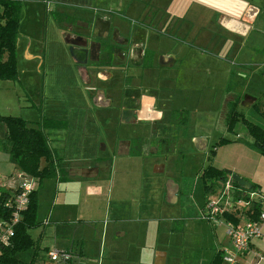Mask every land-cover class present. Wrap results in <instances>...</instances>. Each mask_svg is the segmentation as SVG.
Returning <instances> with one entry per match:
<instances>
[{
	"label": "rangeland",
	"instance_id": "374dc122",
	"mask_svg": "<svg viewBox=\"0 0 264 264\" xmlns=\"http://www.w3.org/2000/svg\"><path fill=\"white\" fill-rule=\"evenodd\" d=\"M148 1L150 7L147 9L150 10L153 5L163 7L166 0ZM20 2L21 11L18 35L21 41L17 52L19 74L18 79L15 81L0 78V116L15 115L35 122V120L39 119L40 115L44 114L43 109H45V114L50 113L49 111L53 109L59 110V113H61L59 116H63L66 122L68 119L70 120V127L67 131H60V134L54 133L56 131L55 129H46L50 132L49 136H47L49 137L48 139H50V147L56 148L58 155L61 154L64 158L70 160L71 158H69L68 155L72 148L76 149L78 147L79 149V143H77L76 140H72L71 144V138H66L68 134L71 135L72 133L71 124H73L74 116L77 114L80 116L81 121L87 124L90 120L91 122L95 120L98 128L103 127V125L99 120L97 121L96 118H89L87 116V111L89 110L87 106L88 93L86 89H83L81 83L75 76V71L66 48L57 35L56 22L54 21V16H52L53 6L51 8H46L42 0H20ZM261 2L260 13L249 32L247 31L244 35L237 36V46H234V49L229 52V54L220 50L221 54L225 55L226 59H214L220 51H218V48H213V42L208 41L207 35L203 33L204 31L201 37H206L207 42L199 38L196 41H192V47H190V49L187 44H178L177 41L170 42V45L176 47L173 51L175 57L171 65V70L173 72L169 75L165 74V76L174 77V80L171 79L168 84L159 89L163 91H160L156 96V103L160 110L164 112V115L156 122L162 125L165 123L166 119L168 120L166 108L170 109V113L173 114L174 120L177 121L178 118H180L181 112L176 110L185 109L186 111L188 106L192 105V107H194V104H196V102L194 103L195 99L199 100L201 108H198V111L195 109L192 111L189 110L188 115H202L201 109H205L213 97L218 103L216 110L219 112V116L215 114L214 118L209 119V121L206 120L208 123L204 121L201 123L199 122L204 120L205 117L203 115L202 117H192L189 120L191 125L187 128H184L182 124H178V139H170L172 142L170 148H160V153L156 156H159L161 159L154 158L153 160V158H146L143 161L144 164H141L140 160L138 161L131 158L103 160V162H105L103 173L105 177L98 175L94 178L96 174L92 173V178L94 181L101 182L103 188L106 187L105 197L102 194L91 195L90 197L94 199V201H87L86 195L82 196L80 199L76 197L77 195L72 196L68 192L71 189H75V185L71 183V181L65 184L64 182L67 180H60L56 177L43 179L40 187L38 189L36 188L38 193L35 220L39 223L43 221L46 216H49L51 222L47 226L40 222L39 226L29 229L28 232L33 241L39 244V251L36 247L20 254L19 256L24 262H28L37 250V253L44 258L45 264H53L52 261L47 258L45 247L50 246L49 249L52 248L51 246L54 244L55 239L57 242L58 238L61 240L62 237L66 238V240L70 239L75 231L74 229H70L71 226H65L66 223H68L65 221L71 220L76 222L78 215L79 219L81 218L83 220V223L87 220H91L92 223H97L99 222L97 220L102 219L106 222L109 221V225L113 226L116 232L118 228V224L114 219L117 208L114 204L116 197L122 194L127 195L132 201L125 203L134 213L137 210L135 203L137 197L142 196L145 197L144 199H146V201H152L149 197H152L151 193L154 195L153 188L155 186L150 184L152 181V176H150V169L152 170V167H150V165L157 161L166 163L167 169L164 172L166 176L184 183L185 189L183 196H186L183 201L184 210L193 216L197 213V202L200 203L204 200L203 197L209 195L208 199H216L217 194L221 191L220 189L223 190L224 188V186H222V188L218 187L214 193L206 194L207 192H205L203 188V179L199 177L203 169L212 165L215 168L231 170L224 165L237 162L239 156L243 157L242 151L245 149V158L241 159L245 167H250L256 161L255 159L264 162V155L254 146L244 122V119H246L264 126V118H262V112L264 111V0ZM115 6L119 7L117 4ZM71 9H67L63 12H66L69 17H72L73 20H77V22L76 24H71V27H69L70 23H58L60 31H75L81 32L84 35L91 32L92 22L95 17V14L92 12L94 11L89 9H78L76 7ZM1 13L2 7L0 6V14ZM0 22H3V18H0ZM206 22V27L204 28L216 30V27H214L208 19ZM126 25L129 26L132 24L128 20L126 21ZM126 29L128 28L126 27ZM115 35L122 36V30L120 31L116 27ZM116 36L113 41L117 44H121L119 38ZM215 39H217V36L213 37L212 40ZM24 47L28 48L34 55L33 58H26L23 53ZM39 48H41L42 52L40 57L37 56ZM192 50L194 52L197 51L198 55H201L198 56V58H190L193 69V65L197 66L203 63V66L195 72L190 69V75L187 71L184 72V75L183 71L181 75L178 74L177 72L181 70L178 66L186 61L187 58L183 59L184 56H188L189 52ZM89 52L91 54L90 50ZM199 57L202 58L199 59ZM90 60L94 61L95 59L90 58ZM221 67L225 69L224 74H221L223 71H221V73L219 71ZM167 77L165 83L169 81ZM189 78L190 82L188 81ZM95 81H97V79H95ZM189 83L190 89L187 88ZM96 84L91 83V85L86 88H88L90 92L103 89L104 86L99 83ZM233 86L234 93L242 95V97L243 93H245V95L249 97H246L241 104H238L239 117L235 121L233 128L226 129L223 116H225L228 108V100L233 99V93H231ZM147 87L153 88V92L156 91L151 84L147 85ZM126 88L133 89L134 101L130 99V102H127L128 104L126 105L133 111L131 112V110H129L130 113L134 115V110L139 102L137 101L139 97L137 87L129 85L126 86ZM114 91H116V88H114ZM223 92L224 96L221 103ZM250 97L256 98V101L251 105H247L251 100ZM190 102H192V104ZM33 103H39L40 107H35ZM216 117H220L219 120H216ZM2 132L1 130L0 134ZM181 133L190 134V137L192 134H206L207 139L210 140L209 148L205 153L199 152L194 149V142H190V144H188L187 140L180 142ZM94 134L97 133L94 132ZM237 134L239 137H237ZM99 135L100 134H97L95 137V146L93 148L96 156L99 155L100 152L102 153V151H99L98 145L103 138L99 137ZM218 140H223L224 143L219 144V142L216 144ZM232 140L236 143L230 145V141ZM224 145H226V147H221ZM249 149H251V151ZM80 150H82V147H80ZM102 156L103 155H100L99 157L103 158ZM252 157L254 159H252ZM98 162H101V160ZM107 162H109V165ZM44 164L45 161L43 159L40 160V165ZM126 164H130L133 169H131L133 172H130L129 176H126L123 172ZM142 165H145L146 168L148 165L150 167L149 170L145 169L146 171H143ZM92 171L95 172L96 169H92ZM16 173V170L13 169L9 160L8 154L0 151V182L7 183L8 181L11 182L13 179L16 180ZM67 175L69 177L71 176V170L69 168ZM35 179L37 180V178ZM20 182L21 178L18 177L16 188L19 186ZM86 192L88 193L87 190ZM197 198L199 201H196ZM140 201L139 199L138 202ZM238 206L243 207V204H239ZM72 223L68 224L71 225ZM55 225H57L55 227L57 229L56 236H54L53 232ZM144 238L146 239L147 236H144ZM151 238H154L152 232L148 234V239ZM127 239L128 238H126V240ZM117 241L121 243L120 240ZM199 243L197 248L204 247L208 242L204 238V240ZM57 245L60 246L61 241L57 242Z\"/></svg>",
	"mask_w": 264,
	"mask_h": 264
},
{
	"label": "crops",
	"instance_id": "0c3cea01",
	"mask_svg": "<svg viewBox=\"0 0 264 264\" xmlns=\"http://www.w3.org/2000/svg\"><path fill=\"white\" fill-rule=\"evenodd\" d=\"M261 1L262 0H166L165 10L167 9V12L175 17H183L186 15V18H189L190 41L205 38L204 36L201 37V34L204 31L203 33L204 35H207L209 42L212 41L213 37L217 36V40L220 45L221 40L224 39V37H230L232 35L231 38L225 40L221 46L217 47L218 51H225L229 54V52L234 49V46H237V39H235V36H242V34H238L224 27L222 23L224 20L223 17L239 21L242 19L244 12L249 5L257 6L258 12L254 22L250 24V27L247 30L249 32L260 13ZM42 2L45 4L46 8H51L53 6L52 16L57 15L58 12H63L74 7L78 9H89L94 11L92 13L95 14V17L104 16L118 29L122 28L126 31V27L128 26L126 25V21L128 20L132 25L137 26V20L141 18L144 11L147 9L146 3L148 0H42ZM116 4L119 5V7L115 6ZM55 18L56 17H54V21ZM207 19L214 27H216V30H208L204 28L206 27L205 23H207ZM55 25L57 26V35L63 43L58 22H56ZM20 41L21 39L18 35L16 47L17 52L19 50ZM76 50V48L73 50L66 49L75 71V76L81 83L83 89H86V92H90L86 87L91 85V82H83V79L87 80L86 76L83 75L84 77L82 78L78 71V67H74L76 61L73 57L75 56L74 54H76ZM89 50L87 51V49H85L86 52H89ZM221 51L215 58H211H214L215 60H218V58L226 59L225 55L221 54ZM23 53L28 59L34 57L28 48L24 47ZM41 54V48H39L37 56L40 57ZM78 54L79 58L83 56L80 53ZM198 56L201 55H198L197 51L194 52L192 50L189 53L190 58H198ZM201 58L202 57H199V59ZM187 64L188 67L185 66V68L187 67L185 70H179L177 73L181 75V72L183 71L184 75V72L187 71L190 75V69L195 72L203 66V63H200L197 66L193 65V69L191 60H189L188 63L186 62V65ZM219 71L220 73L223 71L221 74H224V67H221ZM188 81L190 82V78ZM187 88L190 89V83ZM234 92L233 86L231 93ZM133 94V89H127L126 97L123 99L121 97L113 98L112 96H115L116 94H108V97L105 96L104 93H100L98 100L99 102L103 101L104 104L91 102V100L87 97V106L89 108L87 116L89 118H96L97 121L99 120L103 127L98 128L95 120L94 122H91L90 120L87 124L83 123L80 116L77 114L74 116L73 124H71L72 133L71 135L68 134L66 138H71V144L72 140H76L77 143H79V149L78 147L76 149L72 148L70 154L68 155V157L71 158L70 160H67L60 154L59 156L62 160L58 163L59 167L66 171L67 181L64 183L67 184L71 181V183L75 185V189L68 191L72 196L77 195L76 197L80 199L82 196L86 195V200L89 202L94 201V199H91V195L102 194L105 197L106 187L103 188L101 182L94 181L92 178V173L96 174L94 178L98 175L105 177L103 174L105 162H103V160L131 158L138 161L140 160L141 164H144L143 161L146 158H153V160L154 158L161 159L159 156H156L160 153L159 151L161 145L165 144V147L163 148H170L172 145L170 139H178L179 128L176 126L171 132V128L168 126L167 120L162 125L156 122L157 120H138L136 112L140 108L139 102H136L137 105L134 110L135 114L132 115L129 111L131 109H129L126 104H128L127 102H130V99L134 101ZM156 95H158V93ZM223 96L224 92L221 96V103ZM246 97L249 96H246L245 93H243L242 100L239 104H241ZM250 99L251 100L247 103V105H251L256 101V98L250 97ZM195 102L196 104H194V107H192V105L188 106V113L189 110L192 111L195 109L198 111L197 109L201 108L199 100L195 99L194 103ZM190 103L192 104V102ZM33 105L35 107H40L39 103H33ZM92 106L99 108L101 111L96 113ZM217 107V100L213 97L210 100L209 105L205 109H201L202 115L205 118L199 122L201 123L204 121L205 123H208L207 121H209V119L214 118V115L218 114V111L216 110ZM152 108H157L156 110L160 109L157 106L156 101L154 107L152 106ZM49 112L50 113L45 114V109H43L44 114L40 115L39 119L35 120V122L32 120H25L28 121L29 126L33 127H36V125L38 126V122L42 120L43 117L65 120L63 116H59L61 115L59 110L53 109ZM131 112L133 111L131 110ZM202 115H188V120L185 124H182V126L187 128L191 125L189 122L190 118L202 117ZM219 118L216 117V120H219ZM176 123L179 124V122ZM69 127L70 120L68 119L66 126L45 128L44 131L49 136L50 132L46 129H55L56 131L54 133L60 134V131H67ZM94 132L100 134L99 137L103 138L101 143L98 145L99 151H102V153L100 152L97 156L95 151H93L95 146V137L97 135L94 134ZM237 137H239L238 134ZM250 138L252 139V137ZM183 140H187L188 144H190V142H194L195 148H193L204 153L207 151L210 144V140L207 139L206 134H192L190 137V134L181 133L180 142ZM233 143L236 142L233 140L230 141V145ZM80 147H82V150H80ZM221 147H226V145ZM52 149L58 153L56 148ZM245 150L242 151L243 157L239 156V160L237 162L226 164L224 166L231 169L233 173H236L245 180L249 181L250 184L254 183L256 185L255 192L258 194L256 197H261V211L264 212V162L255 159L256 161L250 167H245L241 161V159L245 158ZM249 150L251 151V149ZM100 155H103V158H100ZM252 159L254 158L252 157ZM100 160L101 162H98ZM108 163L109 162H107V164ZM11 164L13 169L17 172L16 180L13 179L11 182L8 181L7 183L0 182L1 190H15L18 183V175L22 174L13 163ZM142 166L143 171H146L147 169L149 170V168L152 167V170L150 169V176H152L150 184L155 186L153 188L154 195L150 192L152 197L150 196L149 199L152 201H146V199H144L145 197L142 196L137 197V201L135 202L137 210L134 213L125 203L132 201L127 195L122 194L116 197L114 202L117 207L116 216L114 217L118 224L116 232L114 230L115 228L109 225V221L106 222L103 219L97 220L99 221L97 223H92L91 220L84 221L85 223H83V220L81 218L79 219L78 215L76 222L71 220L65 221L68 223L73 222V225L66 223L65 226H71L70 229H74L75 231L74 235H72L68 240L64 237H62V240L58 238L57 242L61 241L60 246L57 245L55 239L54 244L51 247H58L72 251L73 258L70 260H61L56 262L50 260L47 256L53 264H209L218 251H222V256L225 254V249L233 252L231 239L225 232V217L220 216L219 221H210L200 218L201 210L210 195L203 197L204 200L200 203L197 202V213L193 216L184 210L183 201L186 197L183 196L185 189L184 183L164 174L167 169L165 162L157 161L151 164L150 167L147 165V168L145 165ZM68 168L71 170L70 177L67 175ZM92 169H96V171L93 172ZM131 169V165L126 164L123 169L124 174L129 176L130 172H133V169ZM22 175L25 176L24 174ZM61 176H63V174L58 175L56 178L59 179ZM139 199L141 200L140 202H138ZM196 201H199L198 198ZM229 213L233 216V219L230 221L239 223L240 225H243L246 219H250L248 213L243 215L239 210L230 211ZM50 222V217L47 224H44L43 221H41V223L45 226H47ZM56 226L57 225H55L54 228ZM260 226L261 236L253 239L250 243L249 250L240 253L237 256L236 261L232 264H253L255 262H257V264H264V220L261 221ZM53 232L54 236H56L57 229L55 228ZM151 232L154 234V238L148 239V234ZM144 236H147V238L145 239ZM126 238L128 239L126 240ZM204 238L208 243L204 247L197 248L200 244L199 242H202ZM117 240H120L121 243ZM36 247L38 250V243L36 244ZM49 247L50 246L45 247V252H47ZM260 255L263 257L262 259H258V256ZM36 259L37 264H45L44 258L38 253ZM221 264L230 263L226 262L222 257Z\"/></svg>",
	"mask_w": 264,
	"mask_h": 264
},
{
	"label": "trees",
	"instance_id": "16d2710c",
	"mask_svg": "<svg viewBox=\"0 0 264 264\" xmlns=\"http://www.w3.org/2000/svg\"><path fill=\"white\" fill-rule=\"evenodd\" d=\"M2 13L0 18V78L7 80L18 79L17 65V39L19 29V17L21 11L20 0H0ZM58 15V14H57ZM57 15L54 17L57 18ZM55 21L58 22V20ZM67 21H73L72 17L66 16ZM242 100V95L235 97L228 102V111L224 118L225 128L232 129L235 121L239 117L238 104ZM264 118V111L262 112ZM249 135L253 139L254 146L264 155V126L244 119ZM65 120H56L44 118L38 122V126H29L28 121L20 116L3 115L0 116V151L8 154L9 160L23 174L37 178V189L41 185V181L49 177H58L66 180V171L59 167L58 163L61 157L50 147L45 128H56L66 126ZM183 124L186 123L184 118ZM220 142V143H219ZM224 143L218 140L216 144ZM44 160L45 164L40 165V160ZM200 177H202L203 188L207 193H214L216 189L222 188L225 182L230 179L229 196H233L236 201L239 198H246L245 192H255L256 185L251 183L249 189L242 188L231 178L224 169L215 168L209 165L203 169ZM37 189L32 190L28 195L27 206L21 211V219L13 226V236L9 239V244L4 245L0 249V264H37V251L28 262H24L19 257L20 254L27 252L31 248H36V243L29 234V229L39 226L36 218L37 207ZM222 191V189H220ZM231 190H234L231 193ZM19 190H1L0 191V220H10L12 218L13 208L6 206L5 201L14 192ZM218 194H220V192ZM244 193V194H243ZM261 197H254L250 200L249 208L246 211L251 220H257L261 211ZM226 220H232L233 216L226 212L223 214ZM222 251H218L211 259L209 264H221Z\"/></svg>",
	"mask_w": 264,
	"mask_h": 264
},
{
	"label": "flooded vegetation",
	"instance_id": "af4514ba",
	"mask_svg": "<svg viewBox=\"0 0 264 264\" xmlns=\"http://www.w3.org/2000/svg\"><path fill=\"white\" fill-rule=\"evenodd\" d=\"M146 6L147 8L150 7L149 1L146 3ZM57 14L56 20H58V23H70L69 27H71V24H76L77 22V20L71 22L67 21L65 18L69 16L67 13L58 12ZM96 18L97 16L93 19L91 32L85 35L81 32L68 30L60 32L66 49L73 50L76 47L80 48V46L75 45V43H85L83 48L87 49V51L90 49L91 51V54L90 52H86L85 56L80 57L83 63L74 64L75 68L79 66L82 67L83 75L86 76L88 81L94 84L99 83L104 86L101 90L87 92L88 98L91 102L97 104H104L103 101L99 102L98 100L100 93H104L105 96L108 97L109 95L116 94L112 97H121L124 99V97H126V90L128 89L126 86L131 85L137 87V93L139 95L137 101H139V106L141 102L145 100V97L152 99V106L154 107L156 94L163 91L159 89L168 84L171 79L174 80V77L165 76V74L169 75L173 72L171 70V65L175 57L173 51L176 47L170 45V42L177 41L178 44H187L189 49L192 47L189 33V18H186V15L183 17H175L169 14L167 9L165 10V5L163 7L153 5L150 10L146 9L141 18L137 20V26L129 25L126 31L119 28L120 31L122 30V36L115 35L116 26L104 16H102V18L107 20L108 24H101L99 27L96 26ZM105 28L106 30H103ZM73 34L80 35L84 37V39L76 38ZM115 36L119 38L121 44H117L113 41ZM231 36L224 37L220 45L217 39L212 40L213 48L221 46L225 40H228ZM235 39H237V36H235ZM202 40L207 41L206 37ZM67 41L71 43H66ZM78 53L79 52L76 50V54H74L77 58H79ZM90 58H94L95 60L91 61ZM183 59H186V61L178 66L181 70H185L188 67L186 62L188 63L190 60L189 54L188 56L185 55ZM185 66L187 67L185 68ZM166 77L169 78L167 83H165ZM95 79H97V81H95ZM150 84L156 89L155 92L152 91L153 88L147 87V85ZM114 88H116V91H114ZM235 95L236 93H233L232 97L234 98ZM230 100H228V102ZM93 108L96 113L101 111L95 106ZM166 109V113H168V120H166L168 126L171 128V132L178 125L176 122L183 124L182 121L184 118L186 121L188 120L187 109L186 111L185 109L176 110L181 112L180 118H178L176 122L173 118V114L170 113V109ZM157 111L161 112L160 118L156 119L158 121L163 117L164 112L160 109ZM227 111L228 108L225 116ZM161 147H165V144L161 145Z\"/></svg>",
	"mask_w": 264,
	"mask_h": 264
},
{
	"label": "built area",
	"instance_id": "2783aa9c",
	"mask_svg": "<svg viewBox=\"0 0 264 264\" xmlns=\"http://www.w3.org/2000/svg\"><path fill=\"white\" fill-rule=\"evenodd\" d=\"M22 173V172H21ZM23 174V173H22ZM19 174L18 177L21 178V182L19 186L15 190H19L18 192H14L10 195L5 201V205L13 208L12 218L10 220H0V249L2 246L9 244V239L13 236V226L19 221L22 217L21 211L27 206L28 203V195L29 193L36 189L37 180L33 177H27V175L23 176ZM230 189V179H228L225 184L223 190L220 194H217L216 199H208L203 209L200 213V218L204 220L210 221H219V217L223 216L224 213L230 211L239 210L240 213L245 215L249 208L250 200L256 197L258 194L256 192H245V195L248 196L246 198H239L236 201L229 200V190ZM244 194V193H243ZM239 204H243V207L238 206ZM239 213V214H240ZM264 220V212H261L257 220L246 219L243 225L239 223H235L230 220H224L225 232L228 237L231 239L233 252L225 249V254L223 255V259L232 264L236 261L237 256L240 253H243L249 250L250 243L253 239L261 236V221ZM49 222V217H46L43 220L44 224ZM48 258L52 261H61V260H70L73 258V252L58 248L52 247L46 252ZM263 257L260 255L258 259H262ZM257 264V262L253 263Z\"/></svg>",
	"mask_w": 264,
	"mask_h": 264
},
{
	"label": "water",
	"instance_id": "95a60500",
	"mask_svg": "<svg viewBox=\"0 0 264 264\" xmlns=\"http://www.w3.org/2000/svg\"><path fill=\"white\" fill-rule=\"evenodd\" d=\"M257 12H258L257 7H255L253 5H249L246 8L241 20L237 21L235 19L223 17L224 20L222 21V23H223L224 27H226L227 29L234 31L238 34L244 35L247 32L249 25L254 22L255 17L257 15ZM230 22H233V24L228 25L227 23H230ZM101 24L107 25L108 21L103 19L102 17H97L96 21H95V25L99 27ZM103 30H106V28ZM73 36L76 38H79V39H84V37H82L80 35H73ZM64 40H65V38H64ZM66 43H71V42L67 41ZM75 45L80 46V48L76 47V49L79 51L80 54L85 56L86 51L83 48V46H85V43H79V44L75 43ZM72 55H73V51H72ZM73 58L76 61V63H83L82 59L77 58L75 56ZM78 71L80 73V76L83 78L84 76H83L81 66L78 67ZM83 82L88 83L89 81L83 79ZM144 99L145 100L143 102H141L140 108L136 113L137 119L143 120V121H153V120L160 118L161 112L152 108V99L145 98V97H144ZM225 171L229 175H231V178L238 184V186H240L242 188H246V189H249L251 187L250 182L245 180L240 175L233 173L231 170H225ZM233 192H234V190H231V193H233ZM229 200L233 201V196H230Z\"/></svg>",
	"mask_w": 264,
	"mask_h": 264
},
{
	"label": "bare ground",
	"instance_id": "6f19581e",
	"mask_svg": "<svg viewBox=\"0 0 264 264\" xmlns=\"http://www.w3.org/2000/svg\"><path fill=\"white\" fill-rule=\"evenodd\" d=\"M228 25L233 24V22L227 23Z\"/></svg>",
	"mask_w": 264,
	"mask_h": 264
}]
</instances>
